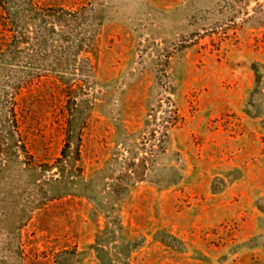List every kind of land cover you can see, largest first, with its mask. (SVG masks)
<instances>
[{
  "label": "rangeland",
  "instance_id": "1",
  "mask_svg": "<svg viewBox=\"0 0 264 264\" xmlns=\"http://www.w3.org/2000/svg\"><path fill=\"white\" fill-rule=\"evenodd\" d=\"M0 264H264V0H0Z\"/></svg>",
  "mask_w": 264,
  "mask_h": 264
}]
</instances>
